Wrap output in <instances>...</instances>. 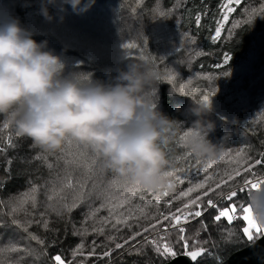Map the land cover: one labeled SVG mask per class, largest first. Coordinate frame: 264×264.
Here are the masks:
<instances>
[{
  "label": "trees",
  "instance_id": "obj_1",
  "mask_svg": "<svg viewBox=\"0 0 264 264\" xmlns=\"http://www.w3.org/2000/svg\"><path fill=\"white\" fill-rule=\"evenodd\" d=\"M223 1L0 0V264H216L261 235L264 0Z\"/></svg>",
  "mask_w": 264,
  "mask_h": 264
},
{
  "label": "water",
  "instance_id": "obj_2",
  "mask_svg": "<svg viewBox=\"0 0 264 264\" xmlns=\"http://www.w3.org/2000/svg\"><path fill=\"white\" fill-rule=\"evenodd\" d=\"M203 252L201 249L178 254L162 264H192ZM216 264H264V231L250 243L233 251Z\"/></svg>",
  "mask_w": 264,
  "mask_h": 264
},
{
  "label": "rangeland",
  "instance_id": "obj_3",
  "mask_svg": "<svg viewBox=\"0 0 264 264\" xmlns=\"http://www.w3.org/2000/svg\"><path fill=\"white\" fill-rule=\"evenodd\" d=\"M237 2V0H224L223 1V5H222V10H223V21L226 19V16H227V14H228V12L232 9V7H231V5L233 4V3H236ZM130 21L128 20V19H123L122 20V23H126V24H130L129 23ZM216 33H218V30H217V32ZM105 51L107 52V54L108 55H112L111 57H119V56H124L125 58H126V54L124 53V52H120V48H119V46H118V44L115 42V41H113V42H110L108 45H107V47H106V49H105ZM245 69H246V67H240L238 70H236V73L235 72H233L232 74H235V75H237V76H239V77H243V75H244V73L246 72L245 71ZM44 95V93H40V94H38L37 96H35V98H34V102L31 104V106H30V108L32 109V110H34V111H38V109L40 108L39 107V104L42 102V101H45V100H47V96H43ZM40 98V99H39ZM37 99H39L38 101H37ZM194 162H196L195 160H194ZM108 201V200H107ZM106 201V202H107ZM105 202V203H106ZM146 203H148V204H151L152 202H151V197H149V198H147L146 199V201H145ZM214 202V204H215V201H213ZM213 202H211L210 204H209V206L213 203ZM213 204V205H214ZM115 208V204H113L112 205V210ZM248 209H245L244 210V212H243V219H244V221H245V228H244V233H245V235H250V230L251 229H255L256 228V224H257V222L253 219V217L251 216V214L247 211ZM231 212H232V209L230 210V211H226V213L224 212H222V215H224L228 220L231 218ZM221 215V216H222ZM219 216V215H218ZM125 217H128V213L125 215ZM183 217V216H182ZM176 228H178L179 230H182L183 229V224H179V225H176L175 226ZM184 253H186V252H184ZM182 254V253H181Z\"/></svg>",
  "mask_w": 264,
  "mask_h": 264
},
{
  "label": "built area",
  "instance_id": "obj_4",
  "mask_svg": "<svg viewBox=\"0 0 264 264\" xmlns=\"http://www.w3.org/2000/svg\"><path fill=\"white\" fill-rule=\"evenodd\" d=\"M249 184H250V186L253 189H259V184H258L257 180H252V181L249 182ZM213 204H214V202L209 207L213 206ZM218 215L221 216L222 215V211H219Z\"/></svg>",
  "mask_w": 264,
  "mask_h": 264
}]
</instances>
